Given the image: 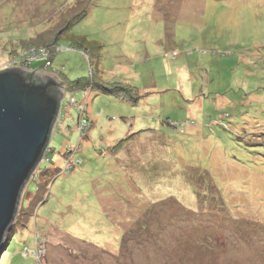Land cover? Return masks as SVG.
<instances>
[{
	"label": "rangeland",
	"instance_id": "obj_1",
	"mask_svg": "<svg viewBox=\"0 0 264 264\" xmlns=\"http://www.w3.org/2000/svg\"><path fill=\"white\" fill-rule=\"evenodd\" d=\"M81 2L0 0V70ZM90 3L40 48L54 66L32 65L66 99L0 264H264V0ZM81 77L141 98H86L68 88ZM72 95L94 123L86 137Z\"/></svg>",
	"mask_w": 264,
	"mask_h": 264
},
{
	"label": "water",
	"instance_id": "obj_2",
	"mask_svg": "<svg viewBox=\"0 0 264 264\" xmlns=\"http://www.w3.org/2000/svg\"><path fill=\"white\" fill-rule=\"evenodd\" d=\"M29 72L23 67L0 71V257L9 245L24 189L50 143L58 115L59 101L51 85L34 82ZM39 72L42 77L50 75ZM50 78L57 80L56 75Z\"/></svg>",
	"mask_w": 264,
	"mask_h": 264
},
{
	"label": "trees",
	"instance_id": "obj_3",
	"mask_svg": "<svg viewBox=\"0 0 264 264\" xmlns=\"http://www.w3.org/2000/svg\"><path fill=\"white\" fill-rule=\"evenodd\" d=\"M81 4H86V7H84L83 10H80V12H79L80 14H73L72 13L73 10H75L77 8V3H75V9H73V8L70 9L71 10V12H70L71 16L67 17L68 16V14H67V16H63V19L61 21L59 20V23L56 25L58 29L54 30V32L56 34L53 33V35H54L53 37L51 35L39 37L38 41L40 40L41 43L32 44L29 48H27L28 51L38 50L41 47H46L47 49L56 48V46L59 45L58 41L64 36V34L66 32H68L71 29L72 26H74L75 24H77L78 22L83 20L88 15V13H89L88 12V5L91 4L90 0H82ZM77 43L82 48L85 47V44H89L88 40L86 38H84V37L77 39ZM93 45H97V44H93ZM98 47H100V46H98ZM15 52H19L20 53V51H15ZM84 52H90V51H84ZM91 52H93V51H91ZM56 54H58V52L52 51V50L50 51V57H51L50 61H51L52 67L54 66L53 64H54V61H55ZM39 61H41V60H39ZM33 63L34 62L29 64L28 61H22L20 64L25 66L30 71L28 78L33 77L34 78L33 79L34 82L37 81L39 83H48V84L51 85V90L53 91L52 95L56 99H58V101H59L58 115H60L61 114V109H63V107H64L63 106L64 101L62 100V98H63L64 93L67 92V91L63 88V85L60 82H58L55 78L54 79L50 78L51 75H49V76L45 75V77L41 76V74H43V73L39 72V70L44 68L43 71H47L45 69L46 66H42V68L34 70L32 68ZM19 67H21V66H19ZM68 88L69 89H73V90L80 89V90H84V91L91 90L92 88L93 89H98V90H101V91H103L105 93H109V94L115 95L118 98H120L122 100H125V101H128V102H130L132 104L137 103L139 101V99L141 98V95H139L138 91L135 90L136 88H134L133 86H131V85L127 84V83H121V85L116 84V83H114V85H112V84L106 85L105 83H99V82H96L93 79L87 78V77H81V78H78L76 80L70 81ZM64 90H65V92H64ZM65 99H66V97H65ZM87 112H88V110H87ZM87 112H85V116H87L86 115ZM79 120H80V112H79V115H78V123H79ZM87 120L89 121L90 124L86 128L85 135L83 137L87 136L88 131L94 125V123L90 119V117L87 116ZM78 130H79V128H78ZM136 134L137 133L129 135L125 139L121 140L115 147H117V148L121 147V146L124 145V143H127V142L133 140L135 137H137ZM80 135H81V138H82V133L81 132H80ZM138 136H141V133L138 134ZM49 149H50V147L48 146L47 150H49ZM45 174H48V173H45ZM37 186H38L37 189H39L40 185H37ZM21 216H22V214H20V211H19V215H18V218H17L16 221H19V218ZM122 246H123V243H122Z\"/></svg>",
	"mask_w": 264,
	"mask_h": 264
},
{
	"label": "built area",
	"instance_id": "obj_4",
	"mask_svg": "<svg viewBox=\"0 0 264 264\" xmlns=\"http://www.w3.org/2000/svg\"><path fill=\"white\" fill-rule=\"evenodd\" d=\"M39 60H41L43 63H45L48 66L51 65L50 52L49 51H45V49H38V50H34V51H26L20 57H16L15 62L16 63H21L22 61H28V63L31 64L32 62L39 61ZM15 62H13V63H15ZM19 66L27 69L25 66H23L21 64H19ZM85 95L86 96L88 95V93L86 91H85ZM64 99H65V94H64V98H62V100L64 101ZM75 105L77 106V108H78V110L80 112V120H79V123H78V126H79L78 128H79V131L82 133V137H83L85 135L86 128L90 124L89 121L87 120V116H85V112H87V107H86L87 104L80 103V102H78V100L74 96H71L69 101H68V103H67V107L69 108V107L75 106ZM63 106H64V104H63ZM60 117H61V115L57 116V120L54 122L53 129H55V127L57 125V122L59 121ZM47 151L48 150L46 149V151L44 153V156H45ZM38 166H37V168H38ZM36 181H38V178H37ZM41 253H42V251H41Z\"/></svg>",
	"mask_w": 264,
	"mask_h": 264
},
{
	"label": "clouds",
	"instance_id": "obj_5",
	"mask_svg": "<svg viewBox=\"0 0 264 264\" xmlns=\"http://www.w3.org/2000/svg\"><path fill=\"white\" fill-rule=\"evenodd\" d=\"M17 67H19V66H17ZM10 68H14V67H10ZM3 70H4V69H3ZM0 71H2V70H0ZM64 91H65V90H64ZM86 92L88 93L87 96L85 95L86 98H87V97L89 96V94H90V90H86ZM84 93H85V91H84ZM65 96H66V92H65ZM72 96H73V95H72ZM78 102H79V101H78ZM80 103H81V102H80ZM86 104H87V103H86ZM56 120H57V118H56ZM56 120H55V121H56ZM53 126H54V125H53ZM52 131H53V130H52ZM49 144H50V143H49ZM48 146H49V145H48ZM46 149H47V148H46ZM47 152H48V151H47ZM44 153H45V152H44ZM44 153H43V156H44ZM43 156H42V158H43ZM42 158H41V160H42ZM41 160H40V162H41ZM40 162L38 163V165L40 164ZM38 165H37V166H38ZM36 168H37V167H36ZM36 168H35V169H36ZM35 169H34V171H35ZM34 171L32 172V174L34 173ZM32 174H31V176H32ZM31 176H30V178H31ZM30 182H31V180H30ZM30 182H29V183H30ZM36 183H37V182H36ZM37 188H38V186H37ZM9 243H10V242H9Z\"/></svg>",
	"mask_w": 264,
	"mask_h": 264
}]
</instances>
